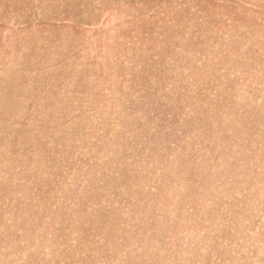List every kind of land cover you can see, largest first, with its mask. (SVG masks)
<instances>
[{"label":"rangeland","instance_id":"obj_1","mask_svg":"<svg viewBox=\"0 0 264 264\" xmlns=\"http://www.w3.org/2000/svg\"><path fill=\"white\" fill-rule=\"evenodd\" d=\"M0 264H264V0H0Z\"/></svg>","mask_w":264,"mask_h":264}]
</instances>
